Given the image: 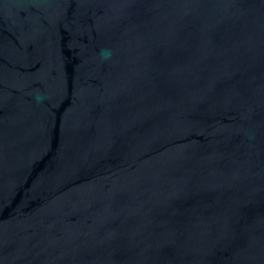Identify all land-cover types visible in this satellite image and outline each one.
Returning a JSON list of instances; mask_svg holds the SVG:
<instances>
[{
	"label": "water",
	"instance_id": "obj_1",
	"mask_svg": "<svg viewBox=\"0 0 264 264\" xmlns=\"http://www.w3.org/2000/svg\"><path fill=\"white\" fill-rule=\"evenodd\" d=\"M0 264H264V0H0Z\"/></svg>",
	"mask_w": 264,
	"mask_h": 264
}]
</instances>
